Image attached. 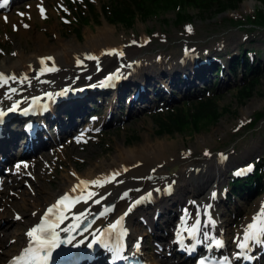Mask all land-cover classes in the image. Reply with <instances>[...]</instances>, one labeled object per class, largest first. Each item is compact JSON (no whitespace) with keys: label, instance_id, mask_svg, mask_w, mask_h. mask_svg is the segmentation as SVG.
Segmentation results:
<instances>
[{"label":"bare ground","instance_id":"obj_1","mask_svg":"<svg viewBox=\"0 0 264 264\" xmlns=\"http://www.w3.org/2000/svg\"><path fill=\"white\" fill-rule=\"evenodd\" d=\"M41 4V2L34 3L27 8L36 16ZM29 15L28 12L26 16ZM0 20L4 22L10 20L9 23L12 26L15 25L21 29L17 22H13L19 20L13 15L2 14ZM30 30L31 27L24 31L20 30V35L25 37L30 34ZM114 33L113 28L110 29L105 25L97 28L94 32L88 31L84 36V49L71 42L54 48L45 47L43 44L22 46L17 43L18 47L20 45L21 47L17 48L16 46L15 48L19 49L20 52H15V57L10 56L0 64V73L7 76H17L16 81L8 80L4 86H0V112H3V115L11 116L8 121L3 124L0 123V168L4 164H9L11 160L21 157L13 166L14 169H17L16 165L20 164L22 168L20 167L19 171L21 172L25 168L24 165H27V157L40 152L41 145L46 146L58 142L75 132L86 115L96 108L94 105L104 106L106 99H110L113 94V100L108 102L106 124L119 118L120 112L118 111L122 107L127 109L125 116L132 117L140 112L136 110L137 106L149 108L172 102L177 93L183 97L198 93V82H208L211 78L210 72L215 65L212 51H209L212 56L206 54L205 65H199L200 61L191 58L192 54L198 55L199 53L201 55L202 50L196 46L192 47L185 56L182 54L176 59H171L168 54L169 56L166 55L159 60H154L131 46H111V44L118 42ZM113 48H119L117 53H123L120 59H118L120 56L118 54H108L109 50ZM205 51L203 52L205 53ZM88 55L96 57V59H87ZM47 57L52 59L46 60L45 64L41 65V58ZM78 61L81 65L77 63ZM53 64L58 71L40 74L42 67H51ZM207 66L208 69L204 71ZM113 70L121 72V80L115 90L111 92L106 89L88 90L84 98L51 106V97L60 88L66 85L101 84L106 81L107 75ZM22 77H26V79L21 80ZM102 79L105 81L100 83ZM226 82L227 80L223 78L221 84ZM10 88H15L16 92H10ZM9 96L11 99L8 98ZM32 101L41 105V109L37 115L25 119L31 120L32 125L37 126L38 129L33 138L27 139L20 129V124L24 119L13 117L12 114L6 112V109L11 108L14 103L17 106H27ZM250 109L249 106L246 107V111H250ZM86 130L84 129L83 133ZM48 132L55 134L57 139L50 140V142L49 140L46 141ZM79 137L82 138V135ZM207 144L208 140L202 137L195 141L194 147H206ZM26 145L28 146L27 152H20L19 149ZM253 145L254 143L240 157L246 159L247 157L250 158L251 155L258 154L259 149H254ZM191 150L194 152L193 148ZM182 151L184 150L182 149ZM200 156L203 158H199L197 161L192 156H181L175 151V142L143 140L141 144L130 148L118 147L110 160H103L91 165L83 174L76 173L74 169H71L68 175L64 177V183L61 184V187H64L63 193L79 195L83 190L85 195L88 191L99 195L88 200L87 204L84 202L76 204L71 212L66 213L69 219L65 220L60 227L63 228L73 222L72 213L74 212L87 209L90 213L88 216H90L103 207L105 209L111 207L112 211L105 212L104 210L105 215H98L91 223L88 232H84L78 238L85 235L91 236L100 229L109 228L110 224L123 216L118 228L126 232V240L132 241L134 245L138 243L139 237L144 241L149 239L165 241L169 232L176 227L177 219L195 210L200 209L204 212L207 209L208 214L205 215L207 219L204 217L202 223L208 222V218L211 217V207L217 209L224 207L219 212V216H226V211H229L230 207L226 203L224 184L229 170L236 164L233 163L235 160L228 153L203 155L201 152ZM82 162L86 163V160ZM173 167L175 170H172ZM117 171L120 172V175L113 182L105 183L103 187L81 185L76 193L71 192L73 186L78 185L80 180L92 181L107 177ZM38 179L43 184L35 188L31 199L28 200L30 201L29 205L23 202L22 204H14L12 207H4L3 201L0 203V217L4 214L8 215L12 211L20 213L22 215L21 224H29L25 231L30 229L32 223L43 213L44 206L51 203L57 196L53 194L52 181L47 185L48 178L37 177ZM55 183L58 186L59 182L55 181ZM0 191L4 192L2 184H0ZM125 192L128 195L121 198ZM100 196L104 197L100 203H93ZM135 201H139V204L124 216L131 205H136ZM181 203L186 206L184 211L179 207ZM209 205L211 207H208ZM262 208H264V200L260 199L255 204L251 214L244 218V222L235 231L234 238L242 237L246 224L248 225L254 217L260 221L264 220V215H261ZM232 211L237 213L238 208L233 206ZM154 212H159V216H151V213ZM215 220L217 219L212 220L214 223H207V227L205 225L203 227L204 229L208 228L207 231L210 235L212 232L217 233L218 236L215 238L218 237L216 239L223 241V247L219 250L210 248L208 242L203 240V233L200 236L201 247H208L214 253L224 255L235 246V239L221 234L222 226L219 228V221L216 222ZM222 222L226 223V220ZM9 224L12 223L8 222ZM18 231L20 232L13 239V250L16 252L27 241V236L21 232V227H18ZM163 233L164 236H162ZM15 246L18 248L15 249ZM170 249L171 245L165 244L162 250L169 252ZM255 250L254 254L257 255V258H262ZM179 258L178 256L174 257L175 260ZM143 259L149 261L150 264H159L152 258ZM86 264L104 263L101 258H98L94 262Z\"/></svg>","mask_w":264,"mask_h":264},{"label":"rangeland","instance_id":"obj_2","mask_svg":"<svg viewBox=\"0 0 264 264\" xmlns=\"http://www.w3.org/2000/svg\"><path fill=\"white\" fill-rule=\"evenodd\" d=\"M38 2H41V5L45 8L43 16L39 12V9L35 16L27 8V6ZM106 2L107 0L17 1L10 7L9 11L0 12V15L7 14L18 18L19 20L13 22H17L21 27L19 29L15 25L12 26L9 23L11 19L7 22L0 20V64L5 62L10 56L15 57V52H20L17 48L21 47V45L43 44L45 47L54 48L71 42L84 49V36L86 33L88 31L94 32L97 28H101L104 25L110 27V29L113 28L115 31L114 37L118 39V42L111 44V46H131L140 51L141 54L154 60H159L166 55H170L171 59H176L182 54L185 56L190 51L188 49L194 46L202 50L200 54L204 55L203 58L205 59L207 58L206 54L212 51L214 54L213 61L221 58L225 62L233 54H241L244 49L246 52L251 51L256 54L255 57L263 58L264 28L248 27L245 23L234 24L230 20V18L238 19L237 15H241L244 11L250 12L258 8L261 9L262 6L259 0H243L235 11H226L222 14L199 13L196 9L188 8V14L192 19L186 23L185 28L173 26L175 14L172 11L160 13L155 18L146 21L137 19L130 29H124L119 25H111L103 18H100L98 23H95L92 21L93 15L89 16L85 10H82L80 14L76 11L75 13L81 17L80 19L87 20L82 27L79 26L78 31L80 33L77 37L75 33L78 26L77 23H74L73 10L75 8L72 6L90 4L99 9ZM28 12L30 15L26 16ZM20 14L24 15L21 16ZM89 17L90 20H88ZM24 25H27V27ZM188 26H191L190 32L187 30ZM28 27H31L30 34H27L25 37L21 36L20 30H27ZM17 43L21 45L18 47ZM16 46L17 48H15ZM186 48L187 50H185ZM120 58L118 56V59ZM208 66L204 71L208 69ZM239 72L240 75L235 78L232 77L227 83L213 87L214 83H216V79L212 77L215 75L213 69L210 72V80L206 82L207 85L204 81H200L197 84L199 93L186 98L181 97V94H176V98L172 102L146 108L132 117H126V107H122L118 111L120 112L118 114L119 118H116L112 123L106 124L108 102L113 100V94L110 99H106L104 106L99 107L96 104L94 105L96 108L91 111L93 117L88 118L89 116H87L82 126L76 132L58 142H53L52 145L50 144L46 148L41 149L40 152H37L33 156L27 157V167L21 172L19 169H14L15 160H11L9 164L2 165L0 168V182L2 183L4 192L0 191V203L4 201V207H12L14 204H22L23 202L29 205L30 201L28 200L31 199L35 188L43 184L41 180H37V177L48 178L46 181L47 185L52 181L51 188L54 191L53 194L58 196L64 189V187H61V184L64 183V177L68 175L71 169H74L76 173L83 174L91 165L103 160H110L118 147L130 148L141 144L143 140L151 142H175V151L177 153L183 157L187 155L192 156L196 161L199 158H203L200 156L201 152L203 155H206V152L208 153L207 155L228 153L231 158H234L235 161L233 163L236 164L229 170L224 184L226 203L230 209L226 211V216L222 217L219 216V212L224 207L219 209L215 207L210 208V211H212L210 212L212 214H210L211 220L217 219L215 221H219V228L222 226L220 233L224 236L228 235L229 238L233 239L235 231L244 222V218L251 214L255 204L260 199L264 200V193L261 195L243 193L233 198L229 193L228 182L235 168L245 167L250 162L254 163L256 161H263L262 164H264V116L254 126H249L248 124V120L253 114L264 111V73L260 79L259 86L254 90L251 98L246 100L244 105H241L237 101L236 89L243 85L241 77L243 69H240ZM200 91L202 92L200 93ZM207 96H216L214 100L219 107L218 112L222 108H228L229 110L221 115L217 123H212L205 128L202 127L203 129L198 132H195L192 128L185 130L184 133L172 136L158 135L153 120L155 114L182 107L193 99ZM248 106L251 108L250 111H246V107ZM84 128L87 129L85 133H83ZM80 135H82V138L79 137ZM202 137L208 140V144L206 147L195 148V141ZM48 138L49 136L46 139ZM54 138L55 134L50 133V139ZM78 139L79 142H77ZM252 143H254V149H259V153L251 155L250 158L247 157L246 159L240 157L247 148L252 146ZM191 148H193L194 152H192ZM83 160H86V163L82 162ZM247 161L249 163H246ZM172 170H175L174 167ZM55 181L59 182L58 186ZM183 204H179V207L182 209L186 207ZM233 206L238 208L237 213L232 211ZM196 211L204 219L205 210L204 212L200 209L195 210L192 214L196 213ZM13 212L0 217V264L16 252L13 250V239L20 232L18 231V227H21V232L25 233L29 225L28 223L21 224V219L17 220L15 216L19 215L22 217V215ZM157 214L159 213L154 212L151 213V216L154 217ZM224 220H226V223L222 222ZM8 222L12 224L8 225ZM203 224L205 225L207 222ZM207 230L208 228L204 230L202 228L203 232ZM216 234L212 232L211 236H218ZM164 244L165 242H161L158 239L142 240V256L152 258L159 264H172L173 258L168 257L169 253L162 250ZM16 248L18 246H15Z\"/></svg>","mask_w":264,"mask_h":264},{"label":"trees","instance_id":"obj_3","mask_svg":"<svg viewBox=\"0 0 264 264\" xmlns=\"http://www.w3.org/2000/svg\"><path fill=\"white\" fill-rule=\"evenodd\" d=\"M243 0H107L106 3L101 5L99 11L90 4H84V9L79 6L73 10V15L77 23L78 29L75 33L79 36V26L87 22L75 13H81L85 10L87 14L93 15L92 21L98 23V20L103 17L111 25H119L124 29H130L138 19L146 21L155 18L160 13L172 11L175 14L173 23L180 26L192 17L188 14L187 9H196L199 13H215L222 14L226 11H234ZM262 8L256 9L254 12L247 13L242 22L253 27L264 28V0H259ZM90 20V17L89 19ZM239 23V22H238ZM264 57V54H263ZM257 64L251 66L245 61V73L248 74L249 79H245V86L236 90L237 101L244 105V102L251 98L254 90L259 86L260 79L264 73V62L258 59ZM219 110L215 100L205 99L192 102L188 108H173L166 111L164 114H157L153 120L157 133L159 136L184 133L185 130L192 129L195 132L209 126L210 124L217 123L218 119L223 113L228 112V108ZM256 116V117H255ZM264 115L261 112L253 114L254 120L250 121V125L254 124ZM190 127V128H189ZM203 127V128H202ZM264 166L261 163L255 164V169L251 175L244 180L233 179L230 183L233 195L238 194L239 188L259 190L264 186Z\"/></svg>","mask_w":264,"mask_h":264},{"label":"snow or ice","instance_id":"obj_4","mask_svg":"<svg viewBox=\"0 0 264 264\" xmlns=\"http://www.w3.org/2000/svg\"><path fill=\"white\" fill-rule=\"evenodd\" d=\"M7 2L8 0H3V2L0 3V7L5 6ZM40 11H41V15L43 16L44 9L40 8ZM24 26L27 27V25ZM187 30L190 32L191 26H188ZM108 54H118L120 56L123 55V53H117V50L115 49L109 50ZM86 58L96 59V57H93L91 55H88ZM51 59H52L51 57L41 58L40 63L41 65H44L46 60H51ZM77 63L79 64L80 61H78ZM54 71H58V69L53 64L51 67H42L40 69V74H43L45 72H54ZM111 78L112 77H109V79ZM23 79H26V77L21 78V80ZM8 80L16 81L17 76L15 75L7 76L4 73H0V86H4L8 82ZM9 91L15 93L16 89L10 88ZM8 98L11 99L10 96ZM16 107L17 104L14 103L12 107L9 109V111L16 110ZM3 114H4L3 112H0V116H2ZM77 142H79V139L77 140ZM205 154L207 155L208 153L206 152ZM16 167L17 169H19L21 165L17 164ZM24 167L26 168L27 165L25 164ZM119 175L120 172L117 171L109 174L107 177L97 178L92 181L80 180L78 185L73 186L71 192L76 193L77 189L80 188L81 185L103 187L105 183L113 182L115 178ZM116 182L119 183L122 181H116ZM98 195L99 194L91 191H88L87 194L85 195V193L82 190L79 195H70L69 193H64L63 195L58 197L55 203H53L47 209L44 210L43 214L40 217L39 223L31 227L25 233V235L29 238L28 245L21 250L19 255L13 257L12 260L9 261V264H47V262L52 258L53 252L57 248H59L62 244H72L73 240H75V235H73V233L82 235L84 232H88L89 228L91 227V223L94 222V221H88V215L90 213L88 212L87 209H85L84 211L81 212L72 213L73 222L61 228L60 225L63 224L65 220L69 219V216L66 215V213L71 212L72 208H74L76 204L80 202H84L85 204H87L88 200ZM127 195L128 193L125 192L121 198H124ZM103 198H104L103 196H100L98 199L94 200L93 203H100V201ZM134 203H139V201H135ZM133 206L134 205H131L128 208V210L124 213V216H126L128 212H131ZM208 207L211 206L209 205ZM110 211H112L111 207L105 209V212H110ZM105 212L99 213V216L105 215ZM33 215H36V213H33ZM205 215H207V209H205ZM261 215H264V208H262L261 210ZM15 219L20 220L22 218L19 215H16ZM122 220H123V216L117 219L114 223L110 224L109 229L115 230L117 226L121 224ZM207 223L208 224L214 223L211 220V217H209ZM205 227H207V224H205ZM104 231L107 232V229ZM185 231L188 233L190 237L200 233L201 220L199 219V212L197 213V218L195 223L192 224L190 228L185 229ZM60 232L66 233L67 237L61 239ZM203 240L210 241L209 247L214 246L216 248H220L223 246V241L221 239H216L212 237L208 231L203 232ZM82 242L83 241H80L78 243H82ZM101 242H103L102 236L97 235L93 237L92 242L89 243L87 246L91 248L93 244L101 243ZM196 242L200 243L201 241L197 240ZM235 243L237 245V248L239 249V251L236 253L237 257L244 256L245 251L249 249L251 243L264 244V220H261L259 223H257V217H254L253 222L249 223L246 226V229L242 234V238H237L235 240ZM73 246H78V245H73ZM120 251H121L120 249L115 250V255L117 258H120ZM199 264H206V262L204 259H201L199 261Z\"/></svg>","mask_w":264,"mask_h":264}]
</instances>
